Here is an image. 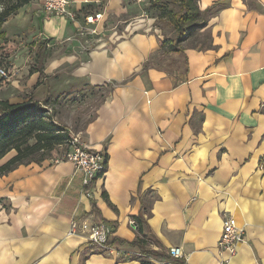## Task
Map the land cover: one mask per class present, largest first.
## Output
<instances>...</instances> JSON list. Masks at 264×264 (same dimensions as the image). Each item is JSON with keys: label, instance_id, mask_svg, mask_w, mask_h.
<instances>
[{"label": "crops", "instance_id": "1", "mask_svg": "<svg viewBox=\"0 0 264 264\" xmlns=\"http://www.w3.org/2000/svg\"><path fill=\"white\" fill-rule=\"evenodd\" d=\"M99 1L71 0L80 17L104 12L102 33L91 40L77 22L45 13L43 0L3 26L0 63L21 68L19 77L28 72L50 105L81 87L82 95L109 90L81 131L82 142L106 156L92 196L72 161H55L58 150L0 176V264H176L103 253L85 234H69L74 217L105 222L111 239L140 240L147 250L170 255L179 246L186 264H264V0L256 7L200 0L202 10L218 1L208 14V45L181 46L168 62L144 3ZM66 39V53L48 52V88L43 48ZM26 42L40 57L29 70L20 63ZM230 215L246 225L247 241L223 263L228 253L218 240Z\"/></svg>", "mask_w": 264, "mask_h": 264}, {"label": "trees", "instance_id": "2", "mask_svg": "<svg viewBox=\"0 0 264 264\" xmlns=\"http://www.w3.org/2000/svg\"><path fill=\"white\" fill-rule=\"evenodd\" d=\"M32 1L0 0V37L5 35L2 29L8 18ZM151 1L166 12L163 0ZM174 1L179 2L183 6V11L180 13L171 10L167 11L170 23L178 33L174 37H167L162 42V46L170 43L173 46V50H179V45L185 39V34L192 27L191 23L196 22L195 19L199 14L208 15L218 6V1L205 10L198 8L194 4V0ZM49 112L43 102L33 98L17 103L0 99V176L20 164L31 161L40 162L52 156L53 151L59 145L70 144L72 131L68 126L57 121L54 115ZM12 151L15 154L6 161L1 162ZM92 185H89L88 188L92 187ZM96 213L98 212L96 211ZM135 222L138 226L136 220ZM108 244L119 249L123 257L137 258L142 254L168 260L176 264H186L184 257H173L163 251L145 249L140 240L127 242L113 237L108 240ZM136 247H138V252L133 251ZM99 251L102 252L101 249Z\"/></svg>", "mask_w": 264, "mask_h": 264}, {"label": "rangeland", "instance_id": "3", "mask_svg": "<svg viewBox=\"0 0 264 264\" xmlns=\"http://www.w3.org/2000/svg\"><path fill=\"white\" fill-rule=\"evenodd\" d=\"M136 1L139 3H144V4H142V6H143V12L142 13L145 16H147V18H149L150 21H153V25H154L155 29L157 30V31H155V34L158 35L159 39L162 42L165 41V39L167 37L176 36L178 31L170 23L167 11L171 10V11L178 12V13L182 12L183 6L179 2H176L174 0H163L164 7L166 8V12H164L161 8H158L156 6V4L153 3L151 0H146V1L136 0ZM243 2L246 4L247 7H252V6L256 7L257 5H260V0H243ZM194 4L198 8H200V0H194ZM0 9H1V7H0ZM217 10L218 9H215L210 14V16H212V14L216 13ZM209 19H208V15L199 14L197 16V18L195 19L196 22L191 23L192 27L189 28V30L185 34V39L180 43L179 47H181V46H198V45L201 46L202 44L208 43L209 38H211V31L208 29ZM99 39L102 40V37ZM89 40H91V39H89ZM89 40H87V41H89ZM101 40H100V42H101ZM68 41H69L68 39H66L64 41L58 40V43L55 42V44L53 43L54 45L53 44L47 45V46L45 45L46 46L45 49L43 48V54L45 53V55H42V57H45V58H44V63L42 65V67L45 71V76H47V78L48 77L52 78L50 80L46 79V81H48V83H49V84H47L48 88L51 87L50 85H52V81L54 78L53 73L48 74L49 68H48V64H47L48 63L47 57L50 56V53H48V52H50V51L52 52L53 50H60L59 53L61 55L66 53V50H64V43L68 42ZM100 42H98L97 45H99ZM26 43L28 44L29 42H26ZM34 43L35 42H31L30 44L25 46L26 50L24 53V57H23V59L20 60L21 61L20 63L23 65V67L25 66V69H28V70L31 68H35V66L36 65L38 66V63H40V60H39L40 57L37 54V45L35 46ZM206 45H208V44H206ZM94 47H96V45H94ZM161 47H162V50H164V53L166 54L164 56L163 60L168 62L169 57L171 55V52H174L173 46H171L170 43H167L166 46H161ZM19 58H21V57H19ZM12 61H14V60H12ZM12 65H14L16 67L15 64H12ZM20 69L21 68L16 67V70H15L14 74L11 75V78H9V79L8 78L7 79L1 78L0 79L1 80V82H0V99L2 100L4 98L12 96L14 94L22 97V93H25L24 98H26V99L37 98V100H40L41 102H43V105L45 107H47V109H49V111H50L49 113H52L54 115L55 119H57L59 122H61L62 124L66 125L70 128V130L72 131V137L74 135H77L80 137V139L82 141L81 131L84 128V126L87 124V122L95 115V110H96L98 104L104 98V96L106 95V92L109 90L108 87H105L104 89H99V90H97V89L92 90L90 88L87 91H85L84 95H82V87H81V92H79V93L72 91L69 93L67 92L65 94H63V93L57 94V96H54V97H55V102L58 103V105L52 106L49 103V102H52V98L49 99L46 97V95H41V94L39 96V94L35 92L37 85H35V84H33L32 86L29 85L30 76H29L28 72H26L23 75L21 74L22 76L20 75V77L18 76L20 74L19 71L21 72ZM66 69L69 70L68 67ZM14 79L19 80L21 87L15 86L13 84V81H15ZM23 83H25V85H27V86H22ZM78 85L79 84H77L75 87H77ZM78 88H80V86H78ZM41 89L45 90V87H41ZM36 94H38V95H36ZM46 99H48V100H46ZM85 145H87V144H85ZM69 148H70V145L68 143L59 145L55 149V150H58L57 156L60 157L61 154L66 153V151L69 150ZM59 154H60V156H59ZM106 165H107V163H106ZM97 177H95L89 185L94 184ZM89 185H84V186L88 187ZM91 189L92 188L90 187L89 189H87V191H89ZM87 195L89 197L92 196V191H91V195H89V193H87ZM82 221H84V220H82ZM91 222H94V221H91ZM94 223H98V222L95 221ZM110 237H111V235H110ZM103 253H105V252H103Z\"/></svg>", "mask_w": 264, "mask_h": 264}, {"label": "built area", "instance_id": "4", "mask_svg": "<svg viewBox=\"0 0 264 264\" xmlns=\"http://www.w3.org/2000/svg\"><path fill=\"white\" fill-rule=\"evenodd\" d=\"M91 2L92 0H84ZM100 2L99 0H96ZM146 1V0H139ZM71 0H43L42 9L48 15L65 17L78 23L77 33L81 37L91 39L99 37L102 33L100 23L103 20V11H86L80 17L79 12L71 9ZM101 40V39H99ZM0 56V60H1ZM16 67L3 66L0 63V77L9 78L14 74ZM70 148L66 153L55 159L56 162L61 160L72 161L83 173V184L89 185L98 175L104 173L106 169V156L102 150L93 148L82 143L79 136L74 135L70 140ZM91 190L87 191L91 195ZM133 226H137L134 220H131ZM112 229L104 222L94 223L89 220H79L72 218L69 228V234H85L87 238L103 252L108 253L117 250L108 244ZM246 225L238 221V219L230 215L228 216L221 230L218 247L220 251L227 252L228 256L224 258L223 263L229 262L242 244L246 243ZM170 255L173 257H184V252L179 246L170 249Z\"/></svg>", "mask_w": 264, "mask_h": 264}]
</instances>
